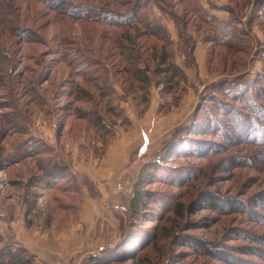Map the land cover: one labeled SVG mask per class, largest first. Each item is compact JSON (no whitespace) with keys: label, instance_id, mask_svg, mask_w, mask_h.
<instances>
[{"label":"rangeland","instance_id":"1","mask_svg":"<svg viewBox=\"0 0 264 264\" xmlns=\"http://www.w3.org/2000/svg\"><path fill=\"white\" fill-rule=\"evenodd\" d=\"M10 1L31 8L28 32L0 29L9 59L0 87V249L80 236L89 249L74 264H95L110 249L99 264H264V117L251 109L262 100L219 87L253 80L249 88L264 96V0H204V10L199 0H64L92 10L91 19ZM196 6L214 22L234 19L242 35L211 40ZM144 12L164 34L143 25ZM83 61L90 65L76 71ZM170 61L184 76L165 72ZM207 110L216 126L205 124ZM56 164L68 178L42 180Z\"/></svg>","mask_w":264,"mask_h":264},{"label":"trees","instance_id":"2","mask_svg":"<svg viewBox=\"0 0 264 264\" xmlns=\"http://www.w3.org/2000/svg\"><path fill=\"white\" fill-rule=\"evenodd\" d=\"M35 1H37V2L40 1L41 3H45L51 9L58 11V12H63L66 14V16H68L72 19L75 17H80V18L84 17L86 19L95 18L94 14H93L94 12L92 10L88 9V10H86L87 12H85V11H83L84 8L82 9L81 6H72V7L67 8L66 7L67 4L64 0H49L51 2V4H48L46 2V0H35ZM53 2H58V4H63V6L55 5L56 3H53ZM84 4L85 3H83L82 5H84ZM68 5H70V4H68ZM85 5H87L91 9H96L97 11L100 10L103 15H107L108 17H110V15L113 14V12L109 11V8H106V7L103 8L104 6L100 9L97 7L98 5L97 6L89 5V4H85ZM143 7H144V4H143ZM30 8H31V5L29 3H27V1H26V3L24 2L23 4L19 5V7H18V5L14 4L10 0H0V29L2 30V33H3V31H5L8 34H12V32L16 31L15 33L18 34V32H20V30L21 31L27 30V32H28V29H26L27 27L24 26L23 24L27 23L26 21L28 18V11L30 10ZM200 8L196 6V7L192 8V11L194 14H197L198 18L201 19L203 22H207V23L212 25L211 30H210V32H211L210 36L212 38L211 40L219 41V43L224 44V43H227L228 41H236L242 35V33L240 32V29H238L236 27L234 19H231L230 21L224 22V23L214 22L212 20V18L208 14H206L204 11L202 12ZM143 15L144 16L142 18V21H143V25L146 28L155 29L157 32H160L162 34L165 33L164 28L161 25L150 20L147 17L146 12H144ZM26 16H27V18H26ZM107 16H106V19H108ZM27 32H26V34H27ZM23 38L25 39V37H23ZM186 53L190 54V50H189V52H186ZM188 60H190V58ZM7 62L9 63V59H8L7 55H5L2 52V50L0 49V87H2L3 82H4V79H3V71H4L3 63H7ZM163 64H164V62H163ZM89 65L90 64L88 63V61H83L82 63H79L77 65V67L75 66L76 67L75 70L76 71L77 70L80 71L82 69L84 70V68L89 66ZM8 66H9L10 72H11L12 71V69H11L12 65L11 66L8 65ZM164 68H165V72H167V74H170L173 78H175V77L181 78L182 76H184L182 71L176 65H173V63L171 61L168 62ZM136 72H139V71L136 70ZM139 75L141 77V80H143L144 78H143V72L142 71L139 72ZM139 75L137 74V76H139ZM95 76L98 77L99 75H95ZM240 80H242V78ZM240 80L237 78V79H234L233 82L221 84L219 86V87H222L221 88L222 89L221 94L231 95V98H235V97L239 96L240 100H243L244 96H246V94H248L252 90L251 92L255 93L256 96H258L262 100V104L260 106L256 103L253 106L251 105L252 112L254 115H257L260 118L264 117V96H263V93L260 92L259 89L257 90V88H251V87L249 88V86L251 85L253 80L252 81H240ZM226 84H229V86L225 87ZM204 96H206V98H210V100H213L212 103L213 102L217 103V102H219L218 100H220L219 94H216L215 91H209V93H205ZM203 100H205V99H203ZM242 102H245V101H242ZM245 103H247V102H245ZM201 107L205 108V103L202 102ZM218 108H219L218 109L219 113H217V114H223L225 109H221V105H219ZM201 114L202 113H200L198 115L199 119L201 117ZM206 114H209V116H207V118L205 119V124L209 123V125H210V122L212 121L211 125H213V124L215 125V121H217V117L214 115V113H209V111L207 110ZM199 119L197 121L195 120V122L198 123ZM9 122H10V125L15 124V121H13V120H9ZM195 122L193 121L194 124H196ZM243 124H244V121H243ZM201 130H203V129L201 128ZM32 141H34V140L32 139ZM34 142H35L34 144H38V143H36L38 141H34ZM50 166H48L47 168H43V170L45 171V178L43 177L42 180H46V182H48V181L53 182L56 180V182H57L56 184L58 185L60 183H59V180L57 178H60V179L61 178H63V179L68 178L67 177L68 172L66 169H64V167H62L61 165H57V164L54 166H51V167ZM139 180L140 179H138V182H139ZM136 201H137V203L140 202L139 195H136L134 197V200L131 201V204H133V205L137 204ZM29 212L30 211L28 209L25 213H29ZM126 230L123 233L122 239H120V241H118L117 248L120 247V245L124 242L125 236L127 234ZM254 250H256V249H253L252 251H254ZM119 251H120V249H117L115 252L118 253ZM112 254H113V249H110L107 252L103 253L102 255H99L92 262H94L95 264H99V261H104L105 259L108 258V255H112ZM0 264H34V262H33L32 256L28 253V251L25 248H23V247L12 248L8 244H3L1 249H0Z\"/></svg>","mask_w":264,"mask_h":264},{"label":"crops","instance_id":"3","mask_svg":"<svg viewBox=\"0 0 264 264\" xmlns=\"http://www.w3.org/2000/svg\"><path fill=\"white\" fill-rule=\"evenodd\" d=\"M199 2L201 4V7L204 10V8H206V6H207V3H205L204 0H199ZM207 10L210 12V15H212V16L216 13V11H214V10H210V9H207ZM220 18L222 20H226V19H223L224 17H220ZM159 23L162 25H165L160 21H159ZM98 200L100 201L102 199L99 198ZM101 217H103V216L99 215L98 218L103 220L104 218L102 219ZM92 219H93V216L91 217V219L87 218L85 220H86V222L90 223V221ZM101 220H98L96 218L97 222H99ZM81 238L82 237H80V236H75V237L69 238V239H66V237H65V241L62 240L59 243H54L53 246L51 247L50 242L45 241V240L43 241L39 237H35V238L32 237V239H34V242L27 240V241H29L28 242L29 246L24 245V244H22V246L32 256L33 262H35L34 264H74V262L77 259H79V262H80L85 255L84 251L89 249L88 246H87L88 248L84 247V245H88V244L83 242L81 240ZM75 239H80V240H75ZM13 245L16 248L21 246L19 244H13ZM50 247L52 248V250H50ZM55 247H57V248H55ZM62 247H64L65 249H63ZM75 248H77V249H75ZM62 250H64V251H62ZM54 252L57 254L56 256L58 257V258L55 257L56 261H54L55 258L54 259L51 258V253L54 254ZM67 253H69V256H66Z\"/></svg>","mask_w":264,"mask_h":264}]
</instances>
